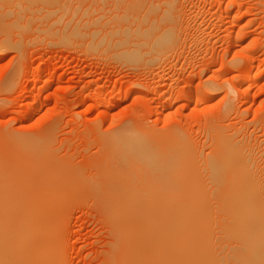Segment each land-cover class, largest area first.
I'll use <instances>...</instances> for the list:
<instances>
[{"label":"rangeland","instance_id":"rangeland-1","mask_svg":"<svg viewBox=\"0 0 264 264\" xmlns=\"http://www.w3.org/2000/svg\"><path fill=\"white\" fill-rule=\"evenodd\" d=\"M18 1L11 0L10 4L4 3L5 6L0 4V18L4 19L6 16L4 21L12 26L11 28L4 24L8 27V30L4 32L0 28V192L1 195H6L2 197L4 200L7 198L5 200L7 203L12 201L11 206L8 204L10 209L13 207V210L17 212L19 210L21 214L18 212V216L31 220L30 224V220L24 221L25 219L20 217L24 221L23 224H28L24 229L31 226L34 231L28 228L26 233H29L30 237L28 234L29 238H24L27 242L24 241L23 246L21 244L22 249L19 246L17 248L20 250L15 247V251H12L14 256L31 251L30 258L34 257L30 259V262L29 259H25L28 264H36L40 261L39 264H137V260L141 264L140 257L135 255L140 250L131 248L135 247L136 245L133 244L137 242L134 237L131 238L130 229L128 233L127 228V233L124 234L126 227H124L125 230L121 227L123 228L126 224L119 219L117 220L121 221L119 226L115 225L114 218H118L116 210L123 206L116 205L120 193L118 191L129 188L130 191L127 189L129 196L135 192L139 195V197H129V225L146 224L148 221V219L140 221L135 217L134 213H137L138 205L143 212L151 210L146 213L151 215L155 211L183 209L187 203L184 202L182 205L175 200L174 195L166 194L171 188H163L165 189L163 193L162 189L142 181L143 175L139 180L136 179V173L140 174L133 172L135 167L122 164L121 161L120 165V159L112 151L105 153L106 147H102V145L105 146L103 140L124 129L126 122V127L133 123L131 126L137 130L145 129V131L153 130L163 133L178 128L184 133L189 142H187L189 150L196 152L192 159L197 154L195 158L198 162L195 165H200L197 167L194 165L195 167L189 169L188 174L186 173L188 176L191 170H197L199 175L194 176L197 174L195 171L196 173L188 176L196 184H193L195 188L201 186L197 183L196 176L201 177L200 183L202 181L207 183L206 172L199 173V168L200 170L205 168L204 162L199 160L205 161L204 158L209 157L208 153H213L214 149H211V145L214 146V144H211L209 137L210 134L211 137H215V130L212 129H217L218 125H223L222 127L227 130L225 132H229L224 134L234 133L232 137L230 135L229 137L239 144V140L243 138L241 141L247 143L241 142V151L243 147L246 153L253 150L252 155L256 157H254L255 162L258 163L256 165L260 168L258 170L264 171V0H177V2L165 0L169 1V4L170 1H174L169 8V4L166 5L164 0H161L162 3L159 0H153V2L152 0H131L133 3L129 0H32L33 2L30 3L27 0H24L25 3L23 0ZM149 1L153 3L151 10L154 11L155 8V13L149 12L151 4ZM15 2L20 5L17 4L16 7ZM139 2L141 3L138 4ZM156 3L160 4V8L156 6ZM115 4L117 6L113 7ZM163 6H167L166 9L168 8L172 13L173 10L175 12V15L171 13L170 15L175 26L174 33H177V29L180 30H178L180 35L177 34L179 43L176 41L168 50V52L171 51L162 56L164 59L160 57L153 65L148 66L152 56L147 55L145 58H150L146 59L149 61L146 62L148 65L144 60L141 61L144 59L141 56L139 59L141 62L138 63L133 64L130 61L127 65L121 61L125 64L123 66L121 62H118L120 60L115 59L117 56L111 57L113 55L111 53L110 58L108 56L110 52L107 55L94 50L84 38H82L83 43L81 38L78 40L74 37L68 39L69 41L65 40L67 42H61L60 36L64 33L63 31L70 32V27L72 26L73 30L75 23L78 32H80L78 25L81 22V29L91 32L94 25H89L88 21L92 23L93 18L99 16L97 21L94 20L95 28L101 27V21L106 17L107 22L102 21L105 22L104 28L109 29L112 24L116 26L120 24L119 27L122 28V23L128 20L125 24H130L133 19L137 20V15L138 21L146 19L145 14L149 19L156 16L159 18L162 12L164 14L166 12L163 11ZM14 9L17 10L14 11ZM19 10L24 12L23 15L21 13L23 19L21 18L20 22L22 23L14 21L15 14L20 15L17 13ZM139 10L144 13V18ZM114 11L117 13H114L115 17L119 15L116 19L111 17L114 16L112 14ZM129 11L132 14L134 11L135 16L131 17ZM122 14H127L129 18ZM81 17L84 20L87 19L85 22L89 27ZM77 18L82 21L79 22L80 19ZM158 18H156L157 21ZM108 20L111 22L108 23ZM23 24L28 26H25V30L21 27ZM67 24L66 27L69 30L64 26ZM122 25L125 28L126 25ZM83 30L81 31L84 32ZM87 44L88 48H86ZM166 52L164 51L163 54ZM222 127L216 131L222 130ZM208 129L210 132L212 130L210 134ZM106 134L109 136L106 137ZM28 137L36 143L22 144L15 139L22 141V139H29ZM212 142L214 143V139ZM191 152L193 154L194 151ZM110 153H114L118 159L114 155L109 156ZM110 157L117 159L118 162L110 161L113 159ZM256 165L254 164V169ZM129 167L132 168V173ZM113 174L116 176L114 177ZM183 177L181 178L186 182L188 178L184 175ZM182 179H179L180 182ZM191 179H189L190 183ZM107 182L108 185H106ZM111 182H114L116 186ZM172 182L169 183L173 191L175 188L173 186L177 185L178 180L175 178ZM130 185H132L131 188ZM181 185L177 186L183 189H179L181 191L194 188L192 184L190 185L192 188L188 186V189H184L187 187L184 184ZM153 187L155 189L152 190ZM107 189H111V192L109 190L107 192ZM151 190L153 196L150 197H153V201L149 196H146L149 200L144 197L146 201L141 198L140 193L151 192ZM206 193L209 199L210 194L207 191ZM109 194H112L113 198L117 195V202H114L116 198L110 201ZM213 196L211 195V198ZM155 197L158 199L156 198L154 202ZM140 198L143 201L139 200ZM213 198L211 200L214 204L207 199L208 205L204 207L209 206L207 209L210 213L222 207L220 203H217L218 201H215L217 197ZM4 203L6 206V202ZM213 205L217 206L216 208L219 205L220 207L216 209ZM140 208L138 212L141 211ZM211 215L212 218L214 215L219 216L218 219L223 217L221 213ZM217 217H214L213 221L215 219L217 221ZM120 223L123 225L120 226ZM30 229L32 233L34 232L33 234L29 232ZM126 238L130 242H126ZM33 239L42 242H39L42 245ZM29 241L36 246L29 244ZM132 242L134 243L131 244ZM27 243L32 245L29 246L31 249L34 246L33 249H37L36 251L39 250L38 248L43 249L44 252L39 250L44 253L43 256L40 257L41 253H38L36 258L33 253L36 251L26 247ZM137 247L139 248V245ZM134 250L135 254L132 252ZM27 253H22L21 256L25 257ZM28 256L26 258H29ZM123 257H126V260ZM34 258L38 262L34 263ZM19 260L20 258L18 262L16 261L17 264L25 263L24 259L21 260L23 263Z\"/></svg>","mask_w":264,"mask_h":264},{"label":"bare ground","instance_id":"bare-ground-1","mask_svg":"<svg viewBox=\"0 0 264 264\" xmlns=\"http://www.w3.org/2000/svg\"><path fill=\"white\" fill-rule=\"evenodd\" d=\"M15 1H18V0H15ZM27 1H29V3H30L32 0H27ZM130 1L131 0H129V2ZM150 1H149V4L151 2H153V0L151 2ZM159 1L162 3L161 0H159ZM174 1L177 2V0H174ZM174 1L173 2L170 1L171 2L170 4H172V3L174 4ZM9 2H11V0H1L0 4H3V6H5L4 3L10 4ZM18 2H21V1H18ZM18 2H15L16 7H17V4H18V6L20 5V3H18ZM131 2L133 3V1H131ZM143 2H145V1H143ZM165 2H166L165 3L166 5L169 4V1H165ZM24 3H25V1H24ZM34 3H35V1H34ZM140 3L141 2H139L138 4H140ZM117 4L121 5V3H117ZM152 4L153 3L150 4L149 12L151 11V12L155 13L154 12L155 8L153 9L154 11L151 10V8L153 6ZM170 4H169L168 8L173 5L172 4L170 6ZM159 5H158V3H156L157 7ZM116 6L117 5L115 4L113 7H116ZM122 6H123V4H122ZM125 6H126V4H125ZM141 6H142V4H141ZM156 6L154 5V7H156ZM146 7H148V5H146ZM166 7L167 6H165V7L163 6V11L169 12L168 13L169 15L166 12H165V14H164V12H162L163 14L161 13V16L158 14L160 16L159 18L156 16V18L159 19L158 21L153 16H152L153 18L149 19L146 14L144 15V13L140 12L141 10H139V13H141V16H143V15L146 16V19H142L139 16L142 20L139 19V21H138V15H137L136 16L137 20H136V18L133 20L131 19L132 22L130 20L131 23L128 25L125 24L128 22V20L127 21L125 20L126 22H124L122 24L128 26L129 28H127L126 26L124 28L122 24H121L122 28H120L119 27L120 24L116 26L115 24L113 25L111 23L112 24L111 28L109 27V29L107 28L108 29L107 30L106 28H104L105 22H102L103 20H105L107 22V19H108L107 17H106V19H103L101 21V24H102L101 27L99 26V27L95 28V23L99 19V16H98V17H96L97 19L93 18V21H92V23L94 22L93 24L91 22L89 23V21H88L89 25H94V29H91V32H86L87 29H84L85 31L83 29H81L82 26L80 24H82V22H81L82 20L84 22L85 21L87 22V19L85 18L86 20H84L81 17L82 20L80 18H79L80 19L79 20L77 18L79 20V22H81L78 25L80 27V32L77 31V29L75 27L77 24L75 23V26H73V30L71 29L72 26L71 27L69 26L70 30H71L70 32L65 33L66 31L62 30L64 33H62V35L60 36V39H62L61 42H63V41L68 40V39H73V37H74L75 39L81 38V42H82L83 41L82 38H84L94 50H99L101 53H107V55L110 52L108 55L109 57L111 56V53L113 54L111 57L115 58V56H117L115 59L120 60L118 62L123 61L125 64L127 63V65H128V63L130 61H131L130 63L134 64V63H138V62H141L144 60L145 63L150 61L149 65L146 63L148 66H150V64L153 65V63L158 61L160 57L163 58L165 55H167V53H169L171 51L170 50L168 52V50L171 49L174 46L175 42L178 40V35H180V32L178 34L179 29H177L176 34L174 33V30H173V28H175V26L173 24L172 16L170 15V13L175 15V12L173 10V13H172L171 11H169L168 8L166 9ZM25 8H23V9H25ZM117 8L119 9V6ZM130 8H131V6H130ZM143 8L147 11V9L145 7H143ZM159 8H160V6H159ZM134 9H136V7ZM138 9H140V7ZM164 9H166V10H164ZM172 9H173V7H172ZM16 10L17 9H14V11H16ZM113 10H115V8ZM21 11H22V8H21ZM115 11L112 12V14H114V13L117 14ZM159 11H161V9ZM17 13L20 15L15 14L16 19H14V21L20 22L23 19L22 15L24 14V12L22 13L19 10V12L17 11ZM21 13H22V15H21ZM130 13L131 12L129 11V14ZM134 13L135 12L133 11V14L132 13L130 14L131 17H133L132 15H134ZM5 14H7V13H5ZM115 14H114V16H111L113 19L114 18L116 19V17H117V15L115 17ZM148 14L150 15V13H148ZM156 14H157V12H156ZM156 14H154V16ZM29 15H31V14H29ZM122 15L125 17L128 16L127 14L126 15L122 14ZM122 15H120V17ZM31 16H33V15H31ZM144 16H143V18H144ZM102 17H104V16H102ZM111 17L109 16V18H111ZM118 17H119V15H118ZM125 17H124V19H126ZM5 18H6V16L4 17V19ZM128 18L129 17H127V19ZM4 19L0 18V28L3 29V32L8 30L7 29L8 27L4 26V24L5 25L7 24L6 23L7 21H4ZM174 19H176V18L174 17ZM177 19H179V18H177ZM55 20H57V19H55ZM94 20H96V21H94ZM120 20H123V18L122 19L120 18ZM90 21H91V19H90ZM178 21H180V20H178ZM15 22H13V23H15ZM86 22H85V24L88 26V24ZM110 22H111V20L110 21L108 20V23H110ZM13 23H11V24H13ZM20 23H22V22H20ZM179 23L180 22H178L177 24H179ZM7 25L10 26V23ZM13 25L16 26V24H13ZM18 25L19 24H17V26ZM97 25H98V23H97ZM25 26H27V25L23 24V26H21L22 29L24 28V30H25ZM64 26L66 27V26H68V24L64 25ZM160 26L162 27L163 30L161 29ZM163 26H164V28H163ZM10 27L12 28V26H10ZM66 29H68V28L66 27ZM157 29H161L160 30L161 32L157 31ZM81 30H83L84 32H82ZM65 42H67V41H65ZM88 44L86 45L87 46L86 48L89 47ZM164 51H167L166 54H163ZM173 51L174 50L172 49V52ZM147 55L148 56L151 55L152 56V57L150 56L151 59L149 57L145 58V56H147ZM141 56L144 59L139 61ZM115 59H113V60L116 61ZM146 59L147 60L150 59V60L147 61ZM133 61H135V62H133ZM123 62H121L122 64L121 63L120 64L124 66L125 64ZM145 63H144V65H146ZM246 77H247V75H246ZM169 100H170V98H169ZM117 101H119V100H117ZM108 106H109V104H108ZM126 123H124L125 124L124 129L116 132L114 135H111V137L108 134H106V137L109 136V138L103 140L105 146L102 145V147H106L105 148L106 150L103 148L105 153L112 151L120 159L119 160L120 165H121V163H120V161H121L122 164L124 163L127 166L131 165L132 167H135V168H133L134 169L133 172L134 171H135V173L139 172V174H140V175H138V173H136L137 174L136 179L138 178V180H139L140 176L142 177V175H143L144 177H142V178L144 180H142V181L150 183L155 188H158L160 190L161 189L163 190V188H166V187H168L167 189L171 188L170 190H168L169 192L167 191L166 194L170 193L171 195H174L175 200L182 205H184V202H185V204L187 203V205H185L184 208L181 207L183 209H168V210L163 211V212L162 211H155L153 214H151V215L149 214L150 216L146 213L151 211V210H149V211L147 210V211L143 212V210L138 205L137 208L138 209L140 208L142 213H141V211L138 212L137 211L138 209L137 210L135 209L137 212V213H134L135 217H137V220H140V221H143L144 219L145 220L148 219V221L146 222V224L141 223V224L132 225L133 224L132 223L131 225H129L130 224L129 223V200H130L129 197H131V196H134V197L138 196L139 197V195H137L136 192L134 193V191H132L135 195L134 194L132 195V193H131L130 194L131 196H129V191H130L129 188H127L129 191L127 189L125 191L119 190L118 192H120V193L118 194V197L115 194L116 196H114V198H116V197L118 198V203L116 205H123V206H120L119 208H117V210H116L118 218L117 217L114 218V220H116L115 225H116V227H117V225L119 226V222H121V221H117V220L118 219L122 220V223L124 221V223L126 224L124 226L123 225L124 223L123 224L120 223V226H121V224L123 225V228L121 227V229L125 230L124 227H126V230L125 231L122 230V232L124 231V234H125V232L127 231V228H128V233L131 231V234H132L131 238L134 237V239L138 243L137 244L135 242L136 244H133L134 242H132L131 244L136 245V246L139 245V248L137 247L138 249L136 248V246L131 247V248L136 249V251L140 250L136 254H135V252H136L135 250L132 252L136 256L140 257L139 259H141V264H264V178H263L264 176H262V175H264V174H262L264 171L258 170L259 167L256 165L258 163L255 162L256 157L254 156L255 157L254 158L252 155L253 150L252 151L250 150L251 151L250 153H249V151H248V153H246L245 149L243 147L244 152H243V150L241 151V147H242L241 144L243 143V141H241V140L243 138L241 140H239L240 144L236 140H233V138L230 139V137H232V135L234 133L228 134V135L224 134V132L227 130L225 129V127H222L223 125L222 126L218 125L217 129L216 128L212 129L213 131L215 130V133H216L215 137H211L210 133L212 132V130L210 132V130L208 129L209 130L208 133L210 134L209 139L211 138L210 139L211 141L210 140L209 141L211 142V144H214V146L211 145V149L212 150L214 149V150L212 151L213 153H211V154H210V152L208 153L209 157H206V156H205L206 158L203 157L204 160L206 159L205 160L206 162L203 160H199V158H198L199 162H201V161H202V163L204 162L203 167L207 168L206 170H205V168L203 170H200V168H199L198 169L199 173H200V171H201V173L203 171H205L207 174L206 179H208V180H207V183L206 182L202 183L203 181L200 183L201 179H199V178H201V177L198 178V176H196V178L198 179L197 180L195 178L197 183H199L201 185L200 187L198 186L199 189L196 186V188H197L196 189L194 186L196 184L194 182H192L193 180L191 178H189L190 177L189 175L194 174V172L195 171L197 172V170L196 169H194V171L191 170L189 175H188L189 177L187 176V174L189 172V169H193V167H195V166L197 167L200 165L199 164L195 165V163L198 162V161L196 162V158H195L197 154L195 155L194 159H192L193 155L196 152H195V150H191V151H194L192 154V152L189 150L190 149V148H188L189 142L187 140L186 135H183L184 133L180 132V130L178 128H174L171 130L167 129L168 132L166 131L163 133H158V132L153 131V130H148V131L146 130L145 131L144 128H143L144 130H142V129L137 130L135 127L131 126V124H133V123H131L130 126H127V127H126ZM219 126L222 127V130H220L221 132L216 131L218 129H221V127H219ZM132 129H133V131H132ZM223 129H225V130H223ZM225 133H229V132H225ZM212 134H214V132ZM229 135H230V137H229ZM235 136H236V134H235ZM15 139H17L16 141H20V143H22V144H30L33 142V145H34L36 143L35 140L32 141L31 138L22 139V141H21V139L18 140V138H15ZM30 139H31V141H30ZM212 139H214V143L212 142ZM234 139H236V138H234ZM97 141H99V140L97 139ZM233 141L238 143V145L236 143H234ZM245 143H247V142H245ZM245 143H243V144H245ZM212 146L214 148H212ZM245 148H248V147H245ZM192 149H194V147ZM190 152H191V155H190ZM114 153L113 154L110 153L109 156L114 155V157H115ZM202 153L203 152H201V154ZM104 155H106V154H104ZM105 157H107V156H105ZM105 157H104V159H105ZM110 158H113V157H110ZM115 158H117V157H115ZM200 158H201V156H200ZM117 159L113 158V159H110V161L111 160L116 161ZM116 162H118V161H116ZM116 162H113V163H116ZM202 163H201V166H202ZM205 163H207L206 166H205ZM100 164H102V163H100ZM254 164L257 166L255 169L253 168ZM98 165H99V162H98ZM99 168H102V167H99ZM102 169H104V168H102ZM128 169H130V172L132 173V170H131L132 168L129 167ZM136 169H137V171H136ZM109 170L112 171V169H110V168H109ZM101 171L103 172V170H101ZM114 171L116 174V169ZM124 171L126 172V170H124ZM128 172H129V170H128ZM205 172H203V173H205ZM107 173H105V174H107ZM98 175H99V173H98ZM156 175H157V177H156ZM183 175L188 178V179H186V182L184 181V179L181 178V177H183ZM195 175H199L198 172H197V174H194V176ZM201 175H204V174H201ZM113 176H114V174H113ZM153 176H154V178H153ZM99 177H100V175H99ZM155 177L157 179H155ZM106 178L108 179V177H106ZM175 178H176V180H178V182H177V185L174 184L175 186H173V187H175L174 188L175 191L174 190L172 191V187L170 186L169 182L170 181L172 182V180ZM117 179H119V178H117ZM117 179H115V180H117ZM160 179H165V180H160ZM167 179L168 180L171 179V180H169V182H168ZM179 179H182L183 183H181L182 180L180 182ZM189 179H191V183H190ZM94 180L95 179H93V181ZM101 180H103V179H101ZM203 180H205V179H203ZM95 181H97V180H95ZM110 181H111V179H110ZM110 181H109V183H110ZM188 181H189V183H188ZM137 182H139V181H137ZM173 182L175 183L176 181L174 180ZM173 182H172V185H173ZM97 183H98V181H97ZM105 183H102V184L105 185ZM112 184H114L116 186V184L114 182ZM112 184H111V186L113 188H115ZM178 184L180 186H182L181 184H184L185 186H187V187H184V189L185 188L188 189V186H190L192 184V186L194 188H192V186H190V187L192 189H194L195 191H193L192 189L181 191L179 189H182V188L180 186L177 187ZM106 185H108V182ZM139 185H141V183ZM111 186H108V187L111 188ZM131 186L132 185H130V188H131ZM143 186H144V184H143ZM122 187H124V186H122ZM139 187H141V186H139ZM154 187L151 189L152 190L155 189ZM176 189L178 191H176ZM108 190L109 189H107V192H108ZM110 190H109V192H111ZM116 190H118V189H116ZM122 190H124V189H122ZM148 190H149V187H148ZM152 190H151V192L150 191L149 192L144 191L143 192L144 194L140 193V192H138V193H140V195L142 194V197H141L142 199L146 196H149V198H151V200H152L153 197H150V196H153ZM162 190H161V192L165 193L164 192L165 189L163 191ZM205 190L207 192H209L210 198H211V195L212 196L215 195V197L213 196L214 198L212 197L213 199H215L216 197L218 198V199L216 198L215 201L216 202L218 201L217 203H220V205L222 207H220V205H219L218 208H216L217 206L215 207V205H216V203H215V205H213V208L215 207L216 209H219V207H220V209L217 210L218 212L217 211L216 212L212 211V212L217 213V214L221 213L223 216L221 219L220 218L218 219L219 216L217 217L215 215L213 216V218L211 217L212 216L211 214H214V213H210V210L207 209L209 206H207V208H204L206 205H208V201H207L208 198H207V193ZM146 192H147V194H146ZM104 193H105V191H104ZM107 194L108 193H106V195ZM2 195L6 196L5 194H2ZM2 195L0 192V196H1L0 200H1V202L3 201L2 204L0 202V264H11V262L14 261V259H16V258L17 259L15 260V262H13L14 264H17L16 261L18 262V258H20L19 261L24 259L23 260V262L25 261L24 264H26V263L28 264V261L30 262V259H33V257H34V256H31L32 258H30V255H31L30 252L31 251L28 253L22 252V253H27L26 256L29 255L28 256L29 258H26V256L25 257L21 256L22 253H21V255L17 254L14 256L12 251H15V247L17 248L18 246H19V248L22 249L21 244L23 246V243L25 241L24 238L25 237L27 238L28 237L27 235L29 234V233L27 234L26 231H28L29 227L31 228V226H27L28 228L24 229L27 223L23 224V222L28 221L30 219L27 218V220H26V218H24V216H18V214H19L18 212H20V211L18 210V212H17V211H15V209L13 210L12 209L13 207L10 209L9 205L12 201L10 203L8 201V203H7V201H5L7 198H5V200H4ZM109 195L111 196L112 194H109ZM154 195H155V193H154ZM110 196L108 198H110ZM105 197H107V196H105ZM114 198H113V196H111L110 201H112V200L114 201ZM117 198L115 199L114 202H117ZM141 198L139 200H142ZM146 198H144L145 201H146ZM149 198H147V199L149 200ZM156 198L157 197L154 198V202H155V200L158 199V198L157 199ZM211 199H210V201H212ZM9 200H11V199H9ZM133 201H135V200H133ZM136 201H138V200H136ZM4 202H6V206H5ZM114 202H113V205L115 204ZM160 202H162V201H160ZM163 202H164V199H163ZM137 203L139 204V202H136V204ZM140 203H141V201H140ZM188 203H189V206H188ZM211 203L214 204L213 201ZM143 204H144V202H143ZM149 204H151L150 201H149ZM7 205L9 208L7 207ZM116 205H115V207H116ZM12 206H14V205H12ZM136 206H134V207H136ZM130 207H131V205H130ZM143 207H144V205H143ZM219 211H220V213H219ZM110 212H111V210H110ZM110 212H109V214H110ZM20 214H21V212H20ZM130 215H131V213H130ZM132 216H133V214H132ZM20 217H23V219H25V220L22 221L23 219H21ZM214 217L215 218L217 217L218 222L216 221V219H215V221H213ZM29 223L31 224V220ZM31 229H32V231H34L33 228H31ZM31 229L29 230V232L32 233ZM115 229H117V228H115ZM129 229H130V231H129ZM127 236H128V234H127ZM129 236H131V235H129ZM29 237H30V234H29ZM117 240H119V239L117 238ZM34 241L37 242V240H34ZM125 241L130 242L129 240H127V238L125 239ZM25 242H27V241H25ZM39 242L40 241H38L37 243H39ZM40 243H42V242H40ZM40 243H39V245H42ZM116 243L117 242H115V244ZM118 243H120V240L118 241ZM29 244H32V242L29 241ZM121 244L123 245V243H121ZM32 245H34V244H32ZM124 245H126V244H124ZM127 245H128V243H127ZM25 246L28 248L31 247L30 245H28V243ZM34 246H36V245H34ZM34 246L32 247V249L34 248ZM129 246H128V248H129ZM19 248H17V249L20 250ZM128 248H127V250H129ZM23 249H25V248H23ZM38 249L40 250V248H38ZM123 249H125L124 246H123ZM18 250H17V252H18ZM36 250L37 249H33V251H36ZM39 250L36 251L37 254H35L36 252L32 251L34 253V255H36V258H37V255H39L41 252H44L43 249L40 250L41 252H39ZM116 250H117V247H116ZM120 250H122V249H120ZM125 251H126V249H125ZM17 252H15V253H17ZM117 252L118 251H116V253ZM42 254H44V253H41L40 257L43 256ZM46 254H47V252H46ZM118 254H120V253H118ZM127 254H128V252H127ZM122 255L125 256L124 254H122ZM36 258H34V263L38 262L36 260ZM120 258H122V256ZM25 259L26 260L29 259V260L26 261ZM128 259L129 258L127 257V260ZM117 260H119L118 257H117ZM133 260H134V258H133ZM136 260H137V257H136ZM138 261L139 260H137L136 263L140 264ZM23 262L21 261V263H23ZM39 263H41V261L36 263V264H39ZM121 263H122V260H121ZM18 264H20V263H18Z\"/></svg>","mask_w":264,"mask_h":264}]
</instances>
